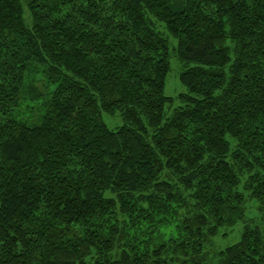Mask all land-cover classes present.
<instances>
[{"label":"trees","instance_id":"16d2710c","mask_svg":"<svg viewBox=\"0 0 264 264\" xmlns=\"http://www.w3.org/2000/svg\"><path fill=\"white\" fill-rule=\"evenodd\" d=\"M27 7L0 0V264H264V0Z\"/></svg>","mask_w":264,"mask_h":264},{"label":"rangeland","instance_id":"374dc122","mask_svg":"<svg viewBox=\"0 0 264 264\" xmlns=\"http://www.w3.org/2000/svg\"><path fill=\"white\" fill-rule=\"evenodd\" d=\"M22 7H23V15L24 19L28 24H30V14L28 11L27 7V2L28 0H20ZM175 41L171 39V44L173 45ZM43 66L37 68V69H31L30 70V77L28 81L31 82V85L35 86V88L41 93V96L43 99L47 96V85H46V77L42 72ZM179 64L177 60L174 57L170 58V71L168 72L166 79H165V84H164V94L169 95V96H176L178 93L184 92L185 87L184 85L180 82L179 80ZM30 82L28 84H30ZM29 103L27 101H23L22 104L18 106L16 109L15 113L20 114L22 117L24 116V113L27 115L29 114L30 111H28L27 108H25L26 104ZM179 102L178 100L173 103V106L177 105ZM37 110H33L34 114H37V112H34ZM101 118L102 120L107 124L109 128H116L119 125L122 124V119L119 114V112H115L113 114H108L106 112L101 113ZM31 120V119H30ZM245 214L248 217H251L252 219H255L259 221V213L257 211V203L254 199L248 200V203L246 205V211ZM171 222V223H170ZM261 224V221H259ZM242 223L239 222L234 226L233 230L224 237L221 233L224 232L225 230L223 229L220 231V234L215 236L211 241L210 245L208 246L209 251L211 253H215L218 249H221L225 247L226 245H229L233 242H235L241 233ZM176 222L169 221V224H162L159 226V231L163 233L165 236L170 237V236H177V227H176ZM94 263V258L92 257H87L85 264H93Z\"/></svg>","mask_w":264,"mask_h":264}]
</instances>
